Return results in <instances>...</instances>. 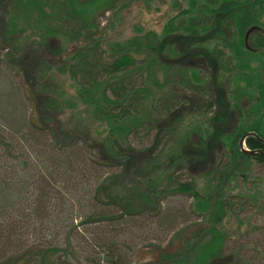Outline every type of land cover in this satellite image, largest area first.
<instances>
[{
    "label": "trees",
    "instance_id": "trees-1",
    "mask_svg": "<svg viewBox=\"0 0 264 264\" xmlns=\"http://www.w3.org/2000/svg\"><path fill=\"white\" fill-rule=\"evenodd\" d=\"M138 1L141 2L44 0L45 9L42 11L39 5L35 4L37 22L30 24L24 14L22 0H0V65L20 79L23 94L31 102L34 112L29 121L33 130L52 134L50 126L41 124L38 117L42 104L57 109H62V106L75 109L81 102L91 111L97 122L106 125L109 131L107 144L100 153H96L88 145L80 146L86 150L88 159L95 165L112 168L111 172L100 177L99 185L94 191L95 199L101 203L97 213L92 214V217H97L93 220L94 223L117 226L134 221L132 214L122 213L123 191L133 185L124 182L127 179L133 180L132 175L125 174L139 163L146 162L142 173L140 172L141 178L146 180L144 178L148 179L154 172L156 175L152 181L144 184L143 190L138 191L140 199L145 203L142 213L162 219V200L172 193L192 198L195 207L205 211L209 218L213 215L210 208L214 206L217 212L214 214L212 226L209 225L210 239L203 241L202 229L193 231L197 234V242L192 248L206 245L205 247L209 246L210 254L195 260H203L198 264H239L240 260H230L229 255L225 256V253H228L225 248L228 236L217 228L216 224L223 211L226 212V201L205 198L199 194L192 181L176 180L174 175L182 172V165L172 171L173 180L166 185L167 188H156L153 180L159 173L172 170L175 165L181 163H177L175 159H172L168 166L159 163L160 159L154 155L153 148L137 149L130 146L125 151L119 136L125 130L124 122L142 112L143 104L152 91L150 86L159 85L157 72H161L163 78L160 86H169L171 92L180 88L186 91L180 97L168 96L158 101L155 106L154 109H159L160 113L167 115L172 124L171 128L166 129L167 125L159 123L158 130L156 129L159 140L180 129L187 115L200 118L204 114L209 124L199 125L191 133L192 140H188L182 150L184 157L189 155L187 161L193 168L200 172L206 171L205 174L210 175L211 179H220L222 171L237 176L236 167H239L242 161L247 163L248 160H253L264 165V51L250 50L244 41L245 34L253 22L247 11L239 14L238 9L243 3L247 4L248 0H187V6L177 10L167 21L161 34L153 30H136L132 37L120 42L111 41L108 31L113 19ZM145 1L147 4L155 0ZM249 1L250 6L260 4L263 12L264 0ZM256 10L258 11V8ZM107 11L112 12V16L108 18L110 22L101 28L100 19L104 18ZM9 18H13L12 25ZM27 27L42 33L41 43L48 46L55 56L65 57L66 61L57 71L68 74L74 81V95L62 91L52 96L36 91V84H32L29 69L33 65L39 67L41 73L46 69L42 62L35 63L32 56L24 54L20 50L19 42L9 37L10 31L20 28L21 32H24ZM214 42L217 43L213 44ZM258 46L264 47V43ZM225 47L229 52L223 50ZM254 60L259 63L257 67L251 65ZM231 72L234 74L228 82L233 84L234 103L230 102L226 89L218 78L219 73L224 77ZM242 97H248L251 102L254 99L250 109L241 105ZM139 124H134L126 134L129 136ZM243 138L246 148L254 151L253 153L244 152L241 146ZM157 145L158 143L154 148ZM77 146L79 145H55L61 151ZM217 154L220 155L219 160ZM222 156L228 157V163L224 166ZM106 159L114 162L108 163ZM221 167L223 169L220 171ZM219 196L217 195V198ZM151 204L154 205L152 209L148 207ZM193 226L196 224L187 226L177 237L169 239L165 246L158 245L159 254L156 252V255L143 257V260L130 257L129 264H151L148 262L156 260L157 264L172 262L171 260L177 258L173 256L174 253L178 255L173 250L176 240L182 245L193 243L190 240L187 242V236ZM191 234L190 232V239ZM143 251L151 254L150 248ZM101 254L104 260L99 261L104 264H128L127 260H124L126 254L120 251L118 244L112 245L108 242L102 246ZM186 255L179 254L182 264H188V260H192L185 258ZM23 261L9 260L7 264H23ZM95 262L101 264L96 260Z\"/></svg>",
    "mask_w": 264,
    "mask_h": 264
},
{
    "label": "rangeland",
    "instance_id": "rangeland-1",
    "mask_svg": "<svg viewBox=\"0 0 264 264\" xmlns=\"http://www.w3.org/2000/svg\"><path fill=\"white\" fill-rule=\"evenodd\" d=\"M151 2H147V7L145 0L138 1L124 9L119 17H115L108 31L111 41L120 42L132 37L136 30H153L161 34L167 21L177 10L187 6V0ZM22 4L28 22L36 23L35 4L42 11L45 9L44 0H22ZM110 16L111 11L104 13V18L100 19L101 28L110 22ZM9 22L12 25L13 18H9ZM12 31L9 37L19 42L20 50L27 56H32L35 63L42 62L46 69L42 73L36 65L29 69L36 91L52 96L62 91L74 95V81L68 74L57 71L66 61L65 57L55 56L48 46L41 43L42 33L28 27L24 32L20 28ZM252 41H256V38ZM215 43L217 42L213 44ZM223 50L229 52L226 47ZM233 74L231 72L224 77L220 73L218 75L232 103L235 102V93L233 84L228 80ZM157 76L159 85L150 86L152 91L143 104L142 112L124 122L125 130L120 133V143L125 151L130 146L137 149L153 148L154 155L160 159L159 163L166 166L172 159L181 163L172 170L161 171L153 180L155 187L167 188L166 185L173 180L172 171L182 165V172L174 175L176 180L192 181L199 194L205 198L226 201V212L223 211L216 223L217 228L228 236L225 244L228 253L225 256L229 255L230 260H240L241 262L237 261L239 264H264V165L253 160H248L247 163L242 161L236 167L237 176L222 171L220 179H211L210 175L205 174L206 171L200 172L193 168L187 161L189 155L184 157L182 150L186 142L192 140L191 133L199 125L207 123L204 114L200 118L187 115L180 129L159 140V123L167 125L166 129L171 128L172 124L167 115L154 109L155 106L168 96H182L186 90L180 88L171 92L169 86H160L162 73L157 72ZM189 95L191 96L190 93ZM240 102L243 107L250 109L254 99L251 102L248 97H242ZM39 110L41 124L50 126L52 134L32 129L29 121L34 112L31 102L23 94L21 81L0 65V264H7L9 260H24L23 264H96V260L104 264L99 260H104L102 246L108 242L120 246V251L126 254L124 260L129 264L130 257L143 260V257L156 255L158 245L165 246L169 239L177 237L179 232L194 224L196 226L190 229L191 239L190 232L189 235L185 234L188 235L187 242L190 240L193 243L182 245L176 240L173 250L178 255L174 253L173 256L177 258L162 264H182V257L179 256L181 253L187 254L185 258L192 259L188 260V264H198L203 260L195 258L203 259L210 254L209 246L192 248L197 242V234L193 231L202 229L203 241L210 239L209 225L212 226L217 212L214 206L210 208L213 215L209 218L205 211L195 207L192 198L172 193L162 200V219L142 213L145 203L140 199L138 191L143 190L144 184L152 181L156 175L154 172L148 179L144 178L146 180L141 178L140 172L142 173L146 162L139 163L125 174L132 175L133 180L127 179L124 182L133 185L123 191L122 213L132 214L134 221L117 226L94 223L97 217H92V214H96V210L101 208L94 191L99 185L100 177L111 172L112 168L95 165L81 147L88 145L96 153H100L107 144L109 131L106 125L94 119L91 111L81 102L75 109L63 106L62 109H57L42 104ZM137 123H140L139 126L128 136L129 130ZM156 143L158 145L154 148ZM67 144L79 146L64 151L55 147ZM219 156L217 154V160ZM111 161L114 162L106 159L108 163ZM222 163L223 166L228 163L227 156H222ZM222 169L223 167L219 168L220 171ZM217 195L220 196L217 198ZM148 207L152 209L154 205ZM118 214L121 215L120 212ZM147 248L151 249V254L143 251Z\"/></svg>",
    "mask_w": 264,
    "mask_h": 264
},
{
    "label": "flooded vegetation",
    "instance_id": "flooded-vegetation-1",
    "mask_svg": "<svg viewBox=\"0 0 264 264\" xmlns=\"http://www.w3.org/2000/svg\"><path fill=\"white\" fill-rule=\"evenodd\" d=\"M238 2H244L245 0H236ZM250 1L248 0V3H243L241 5V8H239V14H244L245 11L248 12V17L251 18V22L253 24L248 28L247 33L245 34V44L249 47L251 50H256L257 52L264 51V47H259L258 45L264 43V10L262 12V8L259 5H249ZM258 8V11L256 10ZM256 19V20H255ZM253 38H256V41H252ZM258 61L254 60L251 62V65L258 66Z\"/></svg>",
    "mask_w": 264,
    "mask_h": 264
},
{
    "label": "water",
    "instance_id": "water-1",
    "mask_svg": "<svg viewBox=\"0 0 264 264\" xmlns=\"http://www.w3.org/2000/svg\"><path fill=\"white\" fill-rule=\"evenodd\" d=\"M243 143H244V138L243 139H241V145H243ZM244 150V152H246V153H253L254 151H250V150H248V149H243Z\"/></svg>",
    "mask_w": 264,
    "mask_h": 264
}]
</instances>
